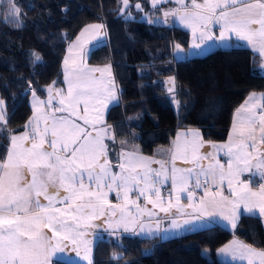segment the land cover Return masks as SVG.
<instances>
[{
    "label": "snow or ice",
    "instance_id": "obj_1",
    "mask_svg": "<svg viewBox=\"0 0 264 264\" xmlns=\"http://www.w3.org/2000/svg\"><path fill=\"white\" fill-rule=\"evenodd\" d=\"M167 2L152 0V6ZM176 3L180 7L164 11L165 22L168 16L178 17L194 37L199 31L200 43H194V48L213 38L209 24H217L218 40L227 42L234 37L264 55V0ZM4 7L6 15L19 23L20 8L15 0H6ZM129 7V0H122V8ZM134 7L143 11L139 4ZM89 27L99 30L103 25ZM175 47L183 51L180 45ZM32 55L34 62L40 61L39 54ZM97 72L101 77L95 76ZM109 72L110 66L87 67L82 57L79 63L73 61L65 73L67 89L55 88L54 82L48 88V100H37L40 114L28 121L26 130L6 135L9 145L0 158V264H54L57 254L70 246L77 254L83 247V258L92 264L91 241L84 239L89 229L106 224L112 234L121 228L137 235L151 234L159 231L161 221L153 226L144 222L145 215L154 216L156 208L165 214L173 207L183 212L181 193H187L192 201L201 189L193 207L200 215H215L218 209L228 208V215L222 211L219 215L233 228L241 207L264 217V96L258 102L253 93L249 97L252 103L237 110L238 122H234L227 143L205 142L198 131L189 130L178 133L172 145L158 153L162 158L156 159L142 154L134 134L131 141L117 138L106 122L104 109L117 99L114 82L103 80V74ZM32 94L35 96L34 90ZM3 104L0 100V128L7 126ZM257 107L261 111H255ZM206 143L209 151L201 154ZM117 144L118 149L113 147ZM220 152L227 158L224 163L217 158ZM177 160L189 166L180 167ZM204 160L209 161L207 166ZM245 173L248 179H242ZM254 179L259 180L256 191L250 187ZM225 181L228 196L223 194ZM162 189H168L167 200ZM141 200L152 209L142 206ZM97 220L101 223H94ZM190 223L185 219L181 224L173 218L171 228ZM220 253L233 260H247V264H264V250L237 241L221 248Z\"/></svg>",
    "mask_w": 264,
    "mask_h": 264
},
{
    "label": "trees",
    "instance_id": "obj_2",
    "mask_svg": "<svg viewBox=\"0 0 264 264\" xmlns=\"http://www.w3.org/2000/svg\"><path fill=\"white\" fill-rule=\"evenodd\" d=\"M129 1L133 13H137L136 4L150 8V0ZM15 3L20 8L19 23L6 15V1L0 12V100L7 119L6 128H0V158L9 145L6 135L21 132L32 115L33 90L46 101L49 86L54 82L56 88L64 86L67 49L89 24H102L106 41L92 51L88 65H110L128 95L135 89L132 77L144 70L137 77L138 97L122 99L106 113L117 138L131 141L134 134L143 155L153 156L170 147L179 129H197L207 142H224L235 110L250 94L264 92L262 59L250 48L233 46L175 62V45L189 48L191 33L145 23L139 11L134 20H125L118 14L119 0ZM33 52L40 61L34 62ZM170 76L176 77L178 108L164 83ZM234 237L264 250L261 220L243 216L234 232L215 225L206 236L184 235L169 247L158 238L101 239L94 245L92 264H229L217 254Z\"/></svg>",
    "mask_w": 264,
    "mask_h": 264
},
{
    "label": "crops",
    "instance_id": "obj_3",
    "mask_svg": "<svg viewBox=\"0 0 264 264\" xmlns=\"http://www.w3.org/2000/svg\"><path fill=\"white\" fill-rule=\"evenodd\" d=\"M172 5H175V8L180 7V5H178L176 2H174V3L173 2H167V3L161 4L160 6L153 7L152 6V0H150V8L147 11H149L150 17H155V15H159V14L162 15L163 12H164V9L168 8V7H172ZM131 13H133V12L131 11ZM137 14H138V11L136 13V16H137ZM138 15H141V13L138 14ZM136 16H135V18H136ZM90 25H102V24L95 23V24H89V25L85 26L81 30V32L79 33L77 38L69 45V47L67 49V61H68V64H67V67H66L67 68L66 72L69 71L73 67V61H76L77 63H79L81 57L83 58V63L86 64L87 67H89V68H105L107 66H110V65H104V66H90V65H88V60H89V57H90L92 51L95 48H97L98 46L104 44V42L106 41V31H105L104 26H103V28L97 30V29L89 27ZM153 25L162 26V25H158V24H153ZM178 25H180V26H178ZM213 25H216V27H215L216 36L212 38V40L215 42V44H217L218 42L224 43V46H226L227 48H230V47H233V46L248 47L252 51H254L256 54L260 55V57L262 59V62H264V55H262L258 50L254 49V47L252 45H249L245 41H237V40H235L234 37H233L232 41H227V42H222V41L218 40L216 37L219 36L220 26L217 25V24H213ZM168 27H179V28H181L183 30H186V31L192 33L191 29H189V28L185 27L184 25L180 24V21H179L178 17H173V23H172L171 26H168ZM210 27L211 26L209 25V29H210ZM85 29H88V30L84 31ZM82 32H83V35H81ZM217 47H220V46L217 45ZM220 49H221V47H220ZM143 71L144 70L137 71V74L134 77H132V79H131L132 83H134V85H135V89H134V92H133L132 95H128V94L123 93V90L120 88V86H119V84H118V82L116 80V77L114 75L113 68L111 66H110V72L103 74V79L112 80L114 82L113 86L115 88V93H118L117 99L122 100V99H125V98H132V97L136 98V97H138V92H137V88H136V85H137V82H138L137 81V79H138L137 77ZM261 73L264 75V67H261ZM95 76L101 77V73L97 72V73H95ZM125 78H128V77H125ZM164 83H165V86L168 89V91H169L170 87H172L174 89V97L176 98V105L175 106L178 108L179 101H178V96H177V81H176V77L175 76L167 77V78H165ZM65 85H66V81H65V75H64V86ZM252 94H250L246 98V100L235 110V112L233 114L232 123H231L230 131H229L227 139L224 142L214 143V144L221 145V144H225V143L228 142V139H229V136L231 134V130H232L233 124H234V122H238L237 121V117H236L237 110L240 109L243 105H245L246 102H248L249 104L252 103V101L249 100V97ZM255 94H256L255 95V100L260 102L261 101V97L264 96V92L255 93ZM37 100L43 101L37 94H35V96H33V94L31 93L30 99H29V103H30V106H31V109H32V115H31L30 119H32L34 116H38L40 114L39 111H37V107H38ZM47 110L50 112L51 111L50 107ZM254 110L257 111V112L261 111V109L259 107H257ZM241 115H244V113H242ZM28 121H27V123H28ZM25 130H26V128L24 127V129L21 132L17 133V134H21ZM189 130H196V131H198L200 133V136H201V132L199 130H197V129H179V130H177L173 141L176 140V137H177L178 133H186ZM205 142H207V141H205ZM109 143L111 144V142H109ZM113 147L118 149L119 145L117 144V145H115ZM168 148L169 147L161 148V149H159L157 151V153L155 155L147 156V157H155L156 159H161L162 157L160 155H158V153H160L161 151L166 150ZM207 151H209L208 143H206L205 146L200 149L201 154H203V153H205ZM113 155H114V153H113ZM144 156H146V155H144ZM217 158L221 161V163H224V161L227 159L224 156L223 152H220L218 154ZM208 163H209L208 160H204L203 161V164L205 166H207ZM177 165L180 166V167H188L189 166V165L183 164V162L180 161V160H177ZM152 167H159V165H152ZM248 177H249V174L245 173L244 176H242V179H248ZM258 184H259V180L254 179L253 183L250 185V187L252 188L253 191L258 190L257 189V185ZM213 190H215V189L213 188ZM167 192H168V189H162V195H164L165 200H167ZM223 194L225 196L230 195L229 189L227 187V181H225V184H224ZM201 195H202V189L201 190H197L196 191V196L193 198L192 201H189L187 199V193H181L180 206L183 208V212H180V211H178V209L176 207H173L172 209L169 210V213L165 214L163 212H160L159 208H156V209H153V211L155 213L154 216L148 217L147 215H145L144 218H143L145 223H150L153 226H155V222L157 220L161 221L160 224H159V231H154L151 234H149L147 232H144V233H140V234L137 235V234H134L132 232H124L122 228L119 229L116 232V234H112L113 230L109 229L106 224L103 225V227H101V228L89 229L88 230V235L84 237V239L91 241V244H90L91 251L89 253V258L92 261V253H93L94 245H95V243L98 240H101V239L118 242L124 237L158 238L160 243H162L161 240L167 238L168 236L165 235V234H164V236H161V235H162L163 231H165V229H169V231H166V233L169 234L170 231L174 232L172 235L169 236V237H171V240H172L171 242H173V241H177L181 236L188 235V234H194V235L199 236V237L206 236L207 232H208V229L211 226H215V225L216 226H220V227H222V228H224V229H226L228 231L234 232L236 227H237V225H238V223H239V221L241 220V218L243 216H254V217H257V218H259L261 220V222H262V224L264 226V217H260L258 212H257L256 215L247 213V212L244 211V209L242 207L239 210V212H240L239 221L236 224L235 228L232 227L231 223L227 219H224L223 216L219 215V213L221 211L224 213V215H228L229 214V209L228 208L218 209L217 210V214H215V215H200L199 211H194L193 210V207L197 204V201L200 199ZM172 199H173V203L175 204V195L174 194H173ZM116 202L117 201H115V199L113 198V203H116ZM141 204H142V206H144V207H146L148 209H152V205L151 204H146V202L143 201V200H141ZM190 204L192 206H189ZM165 206H167V204H165ZM197 216H199L200 218L196 219ZM173 218L178 219L181 224H183V221L185 219L190 220L191 223L188 224V225H184L183 227H181L179 229L172 230L171 229V220ZM113 219H115V217ZM94 223L100 224L101 221L97 220V221H94ZM178 233H181V234H178ZM233 241H237V242L246 244L243 241H241L240 239H238L237 237H234L226 245L231 244ZM162 246L167 247L166 245H162ZM225 246H223V247H225ZM220 249L218 251L217 257L221 261H223V259H224L225 260L224 262H226L227 261L226 259H227V257L229 255L221 254L220 253ZM78 251H79V254H77V251H73L71 246H70L69 248L65 249L64 252L58 253L57 257L54 259V262L55 261H61V262L68 263V264H88V260H85L83 258L84 254H85L84 253V248L81 247ZM230 259H231L232 263L231 262H226V263H229V264H234V263L235 264H247V260H233L232 258H230Z\"/></svg>",
    "mask_w": 264,
    "mask_h": 264
},
{
    "label": "rangeland",
    "instance_id": "obj_4",
    "mask_svg": "<svg viewBox=\"0 0 264 264\" xmlns=\"http://www.w3.org/2000/svg\"><path fill=\"white\" fill-rule=\"evenodd\" d=\"M6 0H0V12L2 11V4L5 3ZM168 2H176V0H168ZM202 2V0H201ZM129 5L131 7V3L129 1ZM140 5V4H139ZM161 4H158L157 6H160ZM127 8H122V0H119V8H118V14L119 16H121L122 18H124L125 20H133L136 16V13H131V11L129 10L130 9ZM140 7L142 8V6L140 5ZM175 8V5H172V7H168V8H165L164 11H167V10H170V9H174ZM136 9V8H135ZM143 9V8H142ZM137 10V9H136ZM141 13L140 15V20L145 22V23H149V24H158V25H162V26H171L172 23H173V16H168L166 18V22H165V17L164 15H155V17H150V13L149 11H145L143 9V11H140V10H137ZM164 13V12H163ZM151 21V22H150ZM182 24V23H180ZM183 25V24H182ZM211 27H210V31L213 33V37L216 36V30H215V27L216 25H213V24H209ZM180 26V25H178ZM190 29V28H189ZM199 36H200V32L198 31L196 33V36L194 37L193 36V33H191V42H190V46L189 48L185 49V48H182L180 46L181 49H183V51H179L176 49V47L174 48V61L177 62V61H182V60H187V59H191V58H194V57H203V56H206L208 55L209 53L217 50V49H226L227 47L224 46V43H220L218 42L217 44H215V42L210 39V40H205L202 44H200V47L199 48H194L193 47V44L194 43H200V40H199ZM217 45H219L220 47H217ZM231 48V47H230ZM174 65V64H173ZM170 67V66H169ZM67 69V68H66ZM66 69H65V73H66ZM105 83H107V81H109L108 79H103ZM138 87V85H136V88ZM56 88V87H55ZM58 88V87H57ZM61 89H64L66 90L67 89V83L65 86L63 87H59ZM138 89V88H137ZM169 92H170V95L172 97V100H173V103L174 105H176V98L174 97V89L172 87L169 88ZM54 94V93H53ZM116 94V97L118 95V93H115ZM48 96H49V93H48ZM47 100H48V97H47ZM46 100V101H47ZM58 102V98L57 100H54L53 103H57ZM120 100L119 99H115V100H112L111 102H109L106 106V108L104 109V116H105V119H106V113L107 111L109 110V108L114 105V104H117L119 103ZM3 108L5 110V103L3 104ZM51 109V108H50ZM172 230H176V229H173L171 228ZM174 232L173 231H170L169 234L166 233V231H163L162 235L161 236H164L167 235L168 237L165 238V239H162L161 240V244L162 245H166L167 247L168 246H171L172 244L176 243L177 241H173L171 242V237H169L170 235H172ZM178 234H181V233H178ZM165 247V246H164ZM203 254L205 256H208V251L205 250L203 252ZM226 258V257H225ZM231 256H228L227 257V261L226 262H231ZM225 260L223 259V262ZM232 263V262H231ZM235 264V263H234Z\"/></svg>",
    "mask_w": 264,
    "mask_h": 264
}]
</instances>
